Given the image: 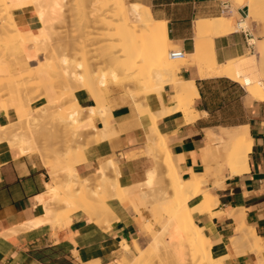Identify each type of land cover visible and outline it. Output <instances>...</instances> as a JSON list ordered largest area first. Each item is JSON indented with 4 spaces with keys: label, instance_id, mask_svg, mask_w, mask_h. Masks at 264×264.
<instances>
[{
    "label": "crops",
    "instance_id": "obj_1",
    "mask_svg": "<svg viewBox=\"0 0 264 264\" xmlns=\"http://www.w3.org/2000/svg\"><path fill=\"white\" fill-rule=\"evenodd\" d=\"M129 1L150 6L157 20L167 22L170 50L192 53L196 20L220 15L224 0ZM237 9L241 15L246 12L242 6ZM13 14L18 26L24 29L36 30L41 24L32 5L16 8ZM252 36L249 28L217 36L218 61L245 54L253 47L249 42ZM179 75L187 81H195L199 95L192 106L199 115L189 121L183 111L171 112L160 116L157 126L166 136L170 153L179 159L182 176L207 181L209 192L219 201L215 207L217 213L196 210L193 218L211 237L214 255H227L224 264H263L264 251L257 254L245 246V251L239 252L232 245L231 238L237 234V219L227 210L232 207L242 210L244 223L264 237V102L255 100L239 82L228 77H199L193 64L181 66ZM108 89L105 95L110 105L109 121L115 131L88 145L84 151L86 160L76 165L78 175L91 182L96 176L91 183V187L96 188L99 159L112 155L120 169L122 185L145 187L152 170H156V177L158 175L146 143L151 118L139 113L133 101L125 100L117 88ZM171 92L174 89L169 84L163 100L157 93H148L146 100L153 111H158L163 103H172ZM76 97L83 107L96 103L87 89H78ZM10 120H13L12 110L9 114L0 110V124ZM93 121L98 128L104 126L101 115L94 116ZM243 126L248 127L251 139L249 156L244 166L234 172L227 164L221 145L228 140L227 131ZM0 144V264H126L137 255L138 248L145 247L152 239L154 234L134 207L114 197L109 198V203L116 217L110 219L109 226L89 220L83 210L72 213L68 224L47 222L26 226L43 214V195L51 181L49 168L37 153L22 154L7 142ZM216 158H224L226 172L225 167L217 168ZM162 170L163 179L165 168ZM108 174L112 176L111 171ZM162 191V186L154 189V201ZM210 223L214 230L207 226Z\"/></svg>",
    "mask_w": 264,
    "mask_h": 264
},
{
    "label": "bare ground",
    "instance_id": "obj_2",
    "mask_svg": "<svg viewBox=\"0 0 264 264\" xmlns=\"http://www.w3.org/2000/svg\"><path fill=\"white\" fill-rule=\"evenodd\" d=\"M65 1L66 0H0V45L5 46L8 49H11V48L12 49H23L25 53V59L22 61H19V65L14 67L13 62L11 60L12 58H10V56L8 55L3 54V52H1L2 48H0L1 50L0 51V61L5 63V66L0 67V77H1L0 78V83H1L0 96L1 95L7 96L6 103L4 104L2 103V105L0 104V109L5 114H9L10 107L13 108L12 103L14 100L13 99L14 96L18 95V97L16 96L17 102L19 104H24L30 100L32 91L33 93L35 92V94L40 91H42L43 93L44 92L48 93L46 99L50 102V104H48L46 108V112H45L46 114H51L57 108L67 104L70 101L73 102L77 99L76 93H74V91H76V87H75L76 85L75 83L72 82L73 88H71L69 84V80L71 83V81H74L76 79L74 76L79 75V72L77 70L80 69V62L78 61L76 63L74 60H70L71 58L68 59L67 57L69 56H67V54L65 53L67 52L66 51L68 49L67 47L71 48L73 47V44L69 43L70 41L68 40H63L62 42H60V44H58V47H61L62 54L58 55L57 52L53 51L54 45H53V42L50 41L51 40L50 37L52 38L53 36L52 33H53L54 25H55L54 23L58 20L64 21L66 17L65 16L66 7L65 8L63 7V3L65 4ZM110 1L107 4H110V3L113 4L112 3L113 0L111 2ZM117 1L119 0H116V3H115L116 8L115 9L112 8L113 13L108 14L109 17L107 18V20H105L106 19L105 18L104 19L105 21H104L101 18L102 19L101 22L98 21L103 24V25H99V26H103L102 29L103 28L104 29L107 28V30L112 29V30H109L107 33L105 31L104 34L102 33L104 31L100 32L99 30V32L101 33L100 35L102 36V39H105L108 42L110 41L114 42L113 44L111 42H110L111 44L108 43L109 44L108 49L104 53L105 57H102V58H105L106 61L104 60V62H106L108 65H113L112 68L109 67L110 73L108 71L106 72V74H108L107 75L108 77L110 74L112 78V82L115 81L118 84L123 85V86L125 85L127 86L128 84H132V86H134V87H131V86L127 87L129 89L128 90L126 89V91H129L130 95L132 96L135 109L140 108L143 105L142 103L144 101H147L146 95L148 93H157L163 100V95H164L165 90L160 91L158 87L159 85L165 84L166 86L170 84L172 88L174 89V92L173 93L171 92L172 93V103L171 104L163 103L162 109L158 111H154V112L159 113L160 116H163L171 112L183 111L187 120L189 121L194 120L195 119L194 113H197V115L199 114L197 110H194L192 106V101L199 95L198 89H197V86L194 80L187 81L183 79L182 77H180L179 75V70L181 66L186 65L188 63L196 66L199 77L201 78L202 77H213V76L228 77L234 81L239 82L245 88V90L249 94L252 95V97L255 100L264 102V38H253V36L249 37V42L253 44L255 48L253 53H250V54L248 53L246 55H239L235 57L230 56L231 58H228L224 62H219L217 59L215 38L217 36L228 34L234 31V26H235L234 20L235 19L233 18V14H231V16L222 15V16L210 17L209 19L198 18L196 25H195L196 38H194V51L192 53H184L183 56L174 57L172 54V49L170 51L168 47L169 34H168V28H167L166 21H163V20L157 21L152 12L151 7L139 1L128 2L125 0V2H128L127 6L124 4L125 2L117 3ZM113 2H115V0ZM259 2H261L264 7V0H259ZM78 3L80 5L81 2L79 1ZM129 3H131V5ZM77 4L75 3V5ZM29 5L30 6L32 5L35 7V10L41 21L40 26L36 30L21 29L16 23L15 17L13 14L14 9L21 8V7L26 8V6H29ZM129 5L130 7H128ZM111 7L113 6L111 5ZM76 8L78 9L80 7H78L77 5ZM87 8L89 7L87 6ZM70 9H73V8H70ZM105 9H106V12L107 10H109L107 8ZM82 10L83 9H81V11ZM78 11L80 10L78 9ZM263 11L264 9L262 10L259 16L257 15L258 16L257 18L255 17L256 19H254V21L262 22L264 25V12ZM90 12L87 11V13H90ZM74 14L78 16L77 11L74 12ZM88 15H91V14H88ZM103 16L107 17V15H103ZM90 18L91 16L88 17V19ZM99 19H100V16H99ZM131 19H133L132 23H130ZM95 22L97 21L95 20ZM84 25H86V23ZM238 25H239L238 26L239 28H237L235 31L243 29L244 27L245 28L247 27V25L244 22H242V24L241 22H239ZM99 26H98V29H99ZM85 29L86 28H84V31ZM81 36H84V35H81ZM86 38H89V37H86ZM93 38L94 36L92 37V39ZM81 39H82L81 37H78L77 40L75 39L76 42H73V43L75 45L77 44L78 46V43L81 44L82 42L86 41V40L84 41L83 39L82 41ZM53 40L54 39L52 38V41ZM78 40H81V41H78ZM88 40H90V38ZM65 41H68L66 42L68 45L64 43ZM61 43H64L65 45ZM70 44H72V46H70ZM207 44L211 45V47L209 49H205L200 55L199 52H200L201 46L207 45ZM80 47L85 48L86 46L79 45L78 48ZM39 50L41 51L38 52ZM52 52L53 54L55 52V54L52 55ZM42 53L44 55L46 54V56H44V59H41L40 57V54ZM57 56H59V59ZM84 56L85 55H83V57ZM55 57H57V59ZM5 58L7 61L5 60ZM32 61H34V63H31ZM88 61H91V60H88ZM97 63H100V62H97ZM92 64L89 63L90 66ZM103 65H105V63ZM0 66H2V64H0ZM17 68L19 70H17ZM86 69L84 71H87ZM19 71H21V73H19ZM22 71H24V73H22ZM106 74L103 73L102 76L100 75L101 77L100 79H99V76L97 77V76H94L95 74H93L91 78L96 77L97 81L101 85L108 87V81L105 77ZM128 74L130 75L134 74V75H131V76L129 75L130 77H128ZM80 75L78 76L79 78H82V77L83 79L86 78V75L85 77L82 74ZM71 77H73L72 80H71ZM143 80L144 81L146 80L147 82V84L145 85L146 88H143L144 86H142L146 83L145 82L143 84ZM75 82H77V80H75ZM155 83H158L159 85L158 84L154 85ZM151 84L154 85L155 87H157L158 85L157 89L154 87L155 89L152 88L153 90L149 91L148 89L153 87ZM147 86H149V88ZM141 96H145V99L141 100L140 98ZM130 101H132V99H130ZM13 110L15 112L14 108ZM26 111L27 110H24V112ZM87 111L90 113H94L95 109L90 108ZM82 113H83L82 109H77V110H73V112H70L68 114L69 116L67 115V121L70 123V125L72 124L71 129L73 127V130H71V133L73 134H74V130H76V132L78 133L81 132L80 130L78 131V129H75V128H78L80 116L82 115ZM31 119H32L31 116L26 118L27 123H30ZM23 127L24 126L21 123H19L18 125H13L11 127H6L4 124H0V142H7L12 148L17 150L19 153H22V154L30 153V148L28 147L29 141L24 134ZM76 135L78 134L76 133ZM70 136H72V134ZM227 136H228V140L226 143H224V146L226 147L227 151L230 154L232 153L235 157L233 160V166L232 168H230V170H235L236 168L243 167L249 156L248 152L250 149L251 139H250V135L248 132V127L243 126V127L236 128V130L233 133ZM72 138L73 137H71L70 140ZM162 141H163L162 145L155 146V150L158 152L157 153L155 151L157 153L155 156L156 161L159 163V158L162 157L165 161V164L168 167L177 168L179 165L177 166L176 161L174 160V156L171 155L168 149L165 135H163ZM49 172H50V175L53 177L52 178L53 183H50V182L48 183V191L43 195V199H45L43 201V206L41 205L43 214L37 216L34 220L30 221L29 223L26 222L32 227L33 225L36 226V225L47 223V222H50V223L52 222V223L57 224L58 221L62 220V216L60 214H57L56 213L57 211L55 212L51 210V208L48 207L49 200L59 198L60 188L63 186H67L71 182L75 181L74 177H71L68 174L59 175L57 173H53V171H50V170ZM119 174L120 173H118V175ZM97 176H98V180H97L98 183H99V179L106 180L107 178L110 177V175H108L105 170L98 172ZM155 176H156V172L155 170H152L148 175V180H150L149 185L154 184L153 179ZM188 180L189 181L185 183L178 182L179 190H176L177 191L176 194H178L177 196L180 195L179 193L181 192V190L182 191L186 190L185 191L186 196L179 201H173L172 202L173 206L172 204H168L169 206H172L171 208H169L171 209L170 210L171 211L170 213L171 221L168 223H170L169 224L170 226L176 225L177 227L175 228L180 229L179 232H181V236L183 235L182 239L184 240L182 241L184 242H186V240H189V238H191L192 240L198 238L197 241L204 240V241L210 242L209 245L201 248L202 262H199L198 264H224V258H226L225 256L227 255L223 254L224 256H219V257L214 255L213 250H212V246H213L212 239L205 231V227L197 224L193 218V215L192 214L188 215L186 211L188 207L190 209L193 202H195L194 195H197V194L204 193L205 195H210L213 214L217 213L215 212V207L218 205L219 201L217 197L213 196L209 192V187L205 185L207 181H201L194 177L189 178ZM80 181L85 182L86 187L88 188L89 192H91L92 194L94 192L95 193L98 192V187L100 184L98 185L97 188H94V187L92 188L91 187L92 182L90 181L89 178H84V179H81ZM189 196L191 197L189 198ZM180 198L181 197H178V199ZM199 210L201 212H204L202 208H198V211ZM237 210L239 211L236 212V208H233V207L227 210V212L231 214V216L232 215L235 216L236 214L238 215L240 214L242 216L241 221L239 222V224H237V234L231 238V243H233L232 245H234L235 248H237L236 250L239 252L245 251L244 249L246 246L248 249L256 252L257 254L258 253L261 254L264 251V237L257 234L254 228L245 224L243 221L244 214L242 210L240 209H237ZM65 218L63 220H65ZM152 221L153 220H151V222ZM64 222L65 221H62V225L64 224ZM59 223L61 224V222H58L57 225H60ZM207 226L210 227L211 230H214V226L212 223L208 224ZM166 227H168V224ZM197 260L198 259L196 258L195 261ZM192 263H195V262H192ZM263 264H264V261H263Z\"/></svg>",
    "mask_w": 264,
    "mask_h": 264
},
{
    "label": "rangeland",
    "instance_id": "obj_3",
    "mask_svg": "<svg viewBox=\"0 0 264 264\" xmlns=\"http://www.w3.org/2000/svg\"><path fill=\"white\" fill-rule=\"evenodd\" d=\"M79 1L81 2L80 5L78 3ZM109 1L110 0H66L65 4L63 3V7L64 8L66 7V9H65V13H66L65 16L66 17H65L64 21L58 20L54 23L55 25H54V29H53V33H52L53 34L52 38L54 40L52 41V38L50 37V39H51L50 41L53 42V45H54L53 51L57 52L58 55L62 54L61 47H58V44H60V42H62L63 40H68V41H70L69 43L73 44V47H71V48L67 47L68 49L66 50L67 52H65V53L67 54V56H69V57H67L68 59L71 58L70 60H74L76 63L78 61L80 62V69H78V70L76 69V70L79 72V75L82 74L84 77L86 75V78H84L85 79L84 80L83 77L79 78L78 77L79 75L74 76L76 78L75 80H77V82H75V80H74V81H71V83H70V80H69V84H70L71 88H73L72 82L75 83L76 91L78 89H87L92 94V96L95 98L96 103L94 105H90L88 107H83L79 103L78 99H76L73 102L70 101L67 104L57 108L53 113L46 114L45 113L46 108H47L48 104H50V102L46 99L48 93L47 92L43 93L42 91H40V92H37L35 94V92L33 93V91H32L31 96H30V100L24 104H19L17 102L16 96L18 97V95L14 96L12 107L15 109V112H14L13 108H11V107L9 108V112H10V110H12L13 120H10L9 123L4 124V125L6 127H11L13 125H18L19 123L23 124L24 134L29 141L28 147L30 148V154L37 153V155H39L41 157V159L43 160L45 165L49 168L50 171H53V173H57L59 175L68 174L71 177H74V179H75L74 182H71L69 185L63 186L60 188V190H59V198L60 199L55 198V199L49 200L48 207L51 208V210H53L55 212L57 211L56 213L60 214L62 216V220L58 221V222H61V224L59 223L60 225H62V221H65L64 224H68L71 220L72 213H74L77 210H83L87 214L89 220H93L94 222H96L98 224H106L109 226L110 219L112 217H116V215H115V213L111 207V204L109 203V198H111V197L118 198L124 204H131L134 207V209L137 211V213L141 216V218L145 221L147 228L151 231V233L154 234L152 236V239L148 243V245H146L143 248H138L137 255L134 258L132 257L130 260H128V262L126 264H198L199 262H202L201 248L209 245L210 242L204 241V240H198L197 241L198 238H196L194 240L189 238V240H186V242H184V241H182V240H184V239H182L183 235L181 236V232H179L180 229L175 228V227H177L176 225H171L172 226L171 227L169 225L170 223H168L171 221V215H170L171 209H169V208H171L173 206L172 202L173 201H179L186 196V193H185L186 190H184V191L181 190V192L179 193L180 195L177 196L178 194H176V192H177L176 190H179L178 182H181V183L188 182L189 178L187 179V178H184L182 176L180 167L178 166L179 165V159L178 158L174 157V160L176 161V164L178 167L177 168H172V167L170 168L165 164L164 159L161 157V158H159V164L163 168H165V175L163 176V179H162V174H163L162 167L159 166L154 159V157L158 153L155 150V146L156 145H158V146L162 145V143H163V141H162L163 135L160 133L158 126H157V119L160 117V115H159V113H155L154 111H152V109H151V107L147 101H144L142 103L143 105L140 108H136V110L139 111V113H142L144 115H149L151 118V125L149 126V129H148L147 135H146V143L148 144L149 152L151 153L149 155L151 156V158L154 161V168L158 169V175H157V177L155 176L156 181H155V177L153 179L155 181V183L149 185L150 180H148L145 187H142L141 185H131V186L122 185L121 180H120V174L118 175V173H120V172H118V171H120V169H119L118 165L115 164L114 156H112V155L99 159V168H98L96 174H98V172H100L102 170H105L107 172V174H108V172L111 171L112 176H110L106 180H100L99 179V183L97 182V187L99 184L100 185L102 184V185L101 186L99 185L97 193L94 192L92 194L91 192H89L88 188L85 185V182L80 181L82 178L78 175L76 165L78 162L86 160V156L84 154L85 149L88 147L89 144H91L95 141H99L105 137H108L115 131L114 126L109 121V119H110V105H108V103H107L105 92L107 90H109L108 89L109 87H114V88H117L119 91L122 92V96H124L125 100L132 99V101H133L132 96L130 95L129 91H126V89L128 90L129 88H127V87H130V86L134 87V86H132V84H128L127 86L126 85L123 86V85L118 84L115 81L112 82V78H111L110 74H109V77H110L109 78L107 76L108 74H106V72L108 71L110 73V68H112L113 65H108L106 62H104L105 58H102V57H105L104 53L107 51L109 44L114 43L112 41H110L111 42L110 43V42L106 41L105 39H102V36L100 35L101 34L100 32H102V31H104V32H102L104 34L105 31L107 33L109 30H112V29L107 30V28L106 29L103 28L104 29L103 30L102 29L103 26H99V25H103L102 23H100L102 19L104 20L106 18L105 20H107V18L109 17L108 14L113 13L112 8H114V9L116 8L115 7L116 6L115 5L116 0H115V2H113L114 0L113 1L111 0L114 5L111 3L107 4ZM126 1L131 2L129 0H126ZM228 1L230 4V9L233 11H231L229 9L228 11L221 12L220 15H218V16H222V15L223 16L224 15L225 16H231V14H233V18L235 19L234 20L235 21L234 22V25H235L234 31L237 28H239L238 27L239 22H241V24H242V22H244L247 25V27L246 28L244 27L243 29L249 28L253 33V38H264V25H263V23L259 22V21H254V19H256L261 14L262 10L264 9L263 4L261 2H259V0H228ZM119 2L124 3L125 0L124 1L123 0L117 1V3H119ZM128 2H125L124 4L127 6ZM75 3L76 4L78 3L77 5H78V7H80V8H78L80 11H78V9L76 8L77 5H75ZM129 4L131 5V3H129ZM82 5H84L85 7ZM86 5L89 8H87ZM111 5L113 7H111ZM130 5L128 7H130ZM74 6H76V7H74ZM109 6L111 9L109 8ZM239 6L244 7L246 14L241 15V13L237 9ZM70 8H73V9H70ZM75 8H76V10H75ZM105 8H107L109 10H107V12H106ZM81 9H83V10L81 11ZM90 10H91V12H90ZM72 11H74V12L77 11L78 16H76L74 14V12H72ZM87 11L90 13H87ZM108 11H110V12H108ZM104 12H105V14H104ZM71 14H73V15H71ZM88 14H91V15H88ZM103 15H107V17L103 16ZM90 16H91V18L88 19V17H90ZM99 16H100V19H99ZM129 16H131V15H129ZM209 18H206V19H209ZM95 20L97 22H95ZM132 20L133 19L130 20V23L133 22ZM197 20H196V22H197ZM98 21H100V22H98ZM157 21H159V20H157ZM196 22H195V25H196ZM85 23H86V25H84ZM93 23H95V24H93ZM89 24L91 25V27ZM87 25H89V26H87ZM92 25H94V26H92ZM83 26H85V27H83ZM98 26H99V29H98ZM20 28L24 29L22 27H20ZM84 28H86L85 29L86 32L84 31ZM90 28H91V30H90ZM97 29H98V31H97ZM99 30H100V32H99ZM92 32H94V33H92ZM96 32H97V34H96ZM90 33H91V35H90ZM94 34H96V35H94ZM75 35H77V36H75ZM81 35L89 37L90 40H88L89 38H86V37L81 36ZM92 35L94 36L95 39L94 38L92 39V37H93ZM78 37H81L84 41L86 40L85 42H82L83 44L81 42H80L81 44L78 43V46L84 45V46H86L85 48H82V47L78 48L77 44L75 45L73 43V42H76ZM97 37L100 39H98ZM194 38H196V36ZM81 40H78V41H81ZM93 40H95V41H93ZM68 41H65L64 43H66ZM90 41H92L93 43ZM64 43H61V44H64ZM72 44H70V46H72ZM210 47H211V45H208V44L201 46L199 54L201 55L205 49H209ZM0 48H2V51L1 50L0 51L3 52V54L8 55V56H10V58H12L11 60L13 62L14 67L19 65V61H22L25 59V53H24L23 49H12V48L8 49L7 47L2 46V45H0ZM176 49H178V48H176ZM83 50H84V52H83ZM254 50H255V48L253 45V47L251 49H249L243 55H246L248 53L249 54L253 53ZM40 51L41 50H39L38 52H40ZM55 52H54V54H55ZM57 53H56V55H57ZM54 54L52 52V55H54ZM83 55H85V56L83 57ZM97 55L99 56V58ZM44 56H46V54L45 55L43 53L40 54L41 59H44ZM57 57L59 59V56H57ZM57 57H55V58L57 59ZM100 57H101V59H100ZM76 59H78V60H76ZM94 59L97 61H95ZM98 59H100V60H98ZM5 60H6V58H5ZM88 60H91V61H88ZM81 61L84 64H82ZM97 62H100L101 64L97 63ZM31 63H34V61H32ZM89 63L92 64L91 65L92 67L89 65ZM104 63H105V65H103ZM0 64H2V66H0V67L5 66V63H3L2 61H0ZM85 64H86V66H85ZM81 66H83V67H81ZM106 66L108 68L109 67L110 68L108 69ZM81 68H83V69H81ZM86 68H88V69H86ZM85 69L87 71H84ZM17 70H19V69L17 68ZM144 71H146V70H144ZM90 72H92V73H90ZM19 73H21V71H19ZM19 73H17V74H19ZM22 73H24V71H22ZM103 73L106 74L105 77L108 81V87L101 85L97 81L96 77L91 78V76L93 74H95L94 76H97V77L99 76V79H100L101 78L100 75L102 76ZM134 74H136V73H134ZM134 74H131V75H134ZM129 75L130 74H128V77L131 76V75L130 76ZM77 77H78V79H77ZM128 77H127V79H128ZM143 77H144V75H143ZM72 78L73 77H71V80H72ZM79 79H80V81H79ZM38 80H40V79H38ZM86 80H88V81H86ZM145 82H146V80L145 81L143 80V84ZM146 84H147V82L144 85H142V86H144L143 88H146V86H145ZM156 84H158V83H155L154 85H156ZM0 85H1V83H0ZM154 85H152L153 87L150 88L151 90L150 89H148V90L152 91L155 88L157 89L159 84L157 85V87H155ZM147 87L149 88V86H147ZM165 87L166 86L164 84V85H159L158 88L160 89V91H164ZM76 91H74V93H76ZM158 92H159V90H158ZM127 93H128V95H127ZM247 94H248V92H247ZM140 98H141V100H144L145 96H141ZM6 99H7V96L1 95L0 96V104L2 105V103L3 104L6 103ZM90 108L95 109V112L94 113L88 112L87 110ZM77 109H82L83 113L80 116L78 128H75V129H78V131L80 130L82 133L81 132L78 133V132H76V130H74V134H73V133H71V130H73V127L71 129L72 124L70 125V123L67 121V115L70 112H73V110H77ZM24 110H27V111L24 112ZM194 110H196V109L194 108ZM96 115H101L103 117V120H104V126L103 127L98 128L97 126H95L93 118ZM29 116H31L32 119H31L30 123H27L26 118H28ZM194 116L196 118L197 113H194ZM234 131L235 130L227 131L226 135H230ZM70 133L72 134V136H70L71 135ZM76 133L78 135H76ZM81 134H82V136H81ZM71 137H73L72 139L74 141L72 139H71L72 141L70 140ZM75 137H76V139H75ZM221 149L223 150V152L226 155V160H227V164H228L229 168H232L233 160L235 158L234 155L232 153L230 154L227 151L224 144L221 145ZM209 154H211V152H209ZM214 161H215L217 168L225 167L223 169L224 172H226L228 170L226 167L227 164H226V161L224 160V158L223 159H217L216 158V159H214ZM237 170H235L234 172H236ZM155 172H156V170H155ZM234 172L231 171V173H234ZM156 174H157V172H156ZM95 177L96 176H93L91 178L92 182H95ZM52 178L53 177L51 176L50 183H53ZM166 180L168 181V183L165 182ZM157 186L160 188L162 186L163 191H162V193H159L160 194L159 196H157L158 200L154 201V189ZM191 196H189V198ZM194 196H195V198H194L195 202H193L190 209L188 207V209L186 210L188 215L189 214L193 215V212L196 211V208H197V210H198V208H202V210L204 212L206 211V212L212 213L210 195H205L203 193V194H197ZM178 197H181V198L178 199ZM57 199H59V200H57ZM168 204H172V206H169ZM233 208H235V207H233ZM238 211L239 210H237V208H236V212H238ZM235 217L237 219V224H239V222L242 219V216L240 214L239 215L236 214ZM64 218H65V220H63ZM151 220H153V221L151 222ZM58 222H57V224H58ZM54 224L57 225L56 223H54ZM167 224H168V227H166ZM171 224H172V222H171ZM26 226H30V225L26 224ZM172 228H174V229H172ZM125 247L128 248V245H125ZM196 258L198 259L197 261H195ZM192 262H195V263H192Z\"/></svg>",
    "mask_w": 264,
    "mask_h": 264
},
{
    "label": "built area",
    "instance_id": "obj_4",
    "mask_svg": "<svg viewBox=\"0 0 264 264\" xmlns=\"http://www.w3.org/2000/svg\"><path fill=\"white\" fill-rule=\"evenodd\" d=\"M230 9V4L228 0L223 1V12L228 11ZM246 14V12L244 13ZM184 50L178 49V50H172V54L174 57L182 56L184 55Z\"/></svg>",
    "mask_w": 264,
    "mask_h": 264
},
{
    "label": "trees",
    "instance_id": "obj_5",
    "mask_svg": "<svg viewBox=\"0 0 264 264\" xmlns=\"http://www.w3.org/2000/svg\"><path fill=\"white\" fill-rule=\"evenodd\" d=\"M24 30H26V29H24Z\"/></svg>",
    "mask_w": 264,
    "mask_h": 264
}]
</instances>
